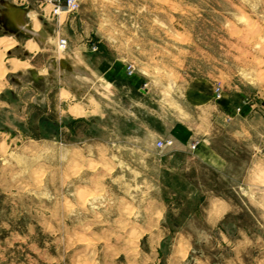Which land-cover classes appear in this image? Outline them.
Segmentation results:
<instances>
[{"label":"rangeland","instance_id":"1","mask_svg":"<svg viewBox=\"0 0 264 264\" xmlns=\"http://www.w3.org/2000/svg\"><path fill=\"white\" fill-rule=\"evenodd\" d=\"M41 1L22 0L43 35L37 100L27 120L22 103L0 112V264H194L193 246L264 264V0H80L59 17ZM104 61L204 143L160 155L116 114L60 123L58 73L67 104L98 108ZM206 147L216 162L193 158Z\"/></svg>","mask_w":264,"mask_h":264},{"label":"crops","instance_id":"2","mask_svg":"<svg viewBox=\"0 0 264 264\" xmlns=\"http://www.w3.org/2000/svg\"><path fill=\"white\" fill-rule=\"evenodd\" d=\"M5 4L21 8L24 11L22 23L25 22L32 28L31 23L25 21L27 12L22 0H0V30L4 31L0 34V112L4 109H12L13 102L22 103L23 107L21 109L24 110V116L27 120L38 96L37 88L40 86L37 83L43 78L39 71L43 65L45 55L37 51L39 49V41L32 38L31 35H25L26 33L24 32L16 31L14 33L11 31L10 25H7L6 20H3L2 17ZM36 47L38 49L34 50ZM63 62L66 65L64 67L60 65V61H51L52 68L55 69L58 66L59 69L69 70L75 66L74 61H71V63L68 61ZM53 69L48 70V73H53ZM31 72L36 73L37 81L32 80ZM96 73L109 89L106 101L101 100V105L98 104V108L92 106L91 103L88 105L86 103L67 104V101L71 100L69 98H73L74 91L68 88L67 85V87L65 86L64 81L66 80L63 81L64 78H62L64 75L58 73L59 85L64 84L56 92L58 105L55 110L58 112V121L60 123L85 118L86 114L92 116L90 114L95 111L97 116L108 117L110 114H116L123 119L124 138L127 135L131 138L133 131L129 127L134 126L138 128V131L144 133L152 144L159 140L171 139L173 141L172 149H158L157 151L160 155L164 152L171 154V156L177 153H186L195 142L197 143L196 146H200V142L204 143V140H195L194 131L187 120L178 119L171 122L170 110H163L161 107L154 109L152 107L150 91L143 86L144 82L140 76L133 75L132 72L126 73L123 66H118L115 62L108 61L96 64ZM55 76V74L48 75V82L52 81ZM45 91L49 93L48 90ZM65 93L68 94V99L62 97V94ZM1 127L2 119L0 115V145L3 142ZM194 153L193 158H197L201 162L206 164H212L211 162L213 161L216 162L212 151L207 149V147ZM227 222L231 221L227 219ZM197 233L202 234V232L198 231ZM193 247L197 252L194 264H257L256 260L260 257L259 252L253 249V251H249L250 258L247 255H241L240 259H238L231 252L226 257L219 258L215 262L212 258L204 257L195 246ZM225 250L228 251L229 249L225 248ZM219 253H216L215 256L219 255ZM176 260L177 262L172 264H186L181 257Z\"/></svg>","mask_w":264,"mask_h":264},{"label":"built area","instance_id":"3","mask_svg":"<svg viewBox=\"0 0 264 264\" xmlns=\"http://www.w3.org/2000/svg\"><path fill=\"white\" fill-rule=\"evenodd\" d=\"M42 4L49 5L51 7L50 16L59 17L61 13L75 14L79 10L80 0H42ZM58 46L60 49L65 50L67 42L65 39L58 40ZM216 97L219 98L218 88L216 90ZM173 141L171 139L159 140L155 143L157 149H163L165 147H171Z\"/></svg>","mask_w":264,"mask_h":264},{"label":"water","instance_id":"4","mask_svg":"<svg viewBox=\"0 0 264 264\" xmlns=\"http://www.w3.org/2000/svg\"><path fill=\"white\" fill-rule=\"evenodd\" d=\"M4 8L5 9L2 11L3 20H6V24L10 25L9 27H11L12 32L15 33L16 31H19L20 33H22V31L19 29V20L22 21L24 11L21 8L12 6L10 4H5ZM25 35H30V34H25ZM60 65L62 67L66 66L63 61H60ZM31 77L33 81H37L35 72H31Z\"/></svg>","mask_w":264,"mask_h":264},{"label":"bare ground","instance_id":"5","mask_svg":"<svg viewBox=\"0 0 264 264\" xmlns=\"http://www.w3.org/2000/svg\"><path fill=\"white\" fill-rule=\"evenodd\" d=\"M23 21V20H22ZM22 21L21 20H19V29L22 31V32H24V33H26V34H30L31 36H32V38H35L37 41H39V35H41V34H39L36 30H35V28L33 29V27L31 28V27H29V25H25V24H23L22 23ZM34 25V24H33ZM41 36H43V35H41ZM35 40V41H36ZM41 40H43V39H41ZM40 42V41H39ZM30 43V45H31V41L29 42ZM33 43V42H32ZM37 44V43H36ZM34 45V44H33ZM35 50V49H34ZM76 254V253H75ZM77 254H78V252H77ZM74 256H77V255H74Z\"/></svg>","mask_w":264,"mask_h":264}]
</instances>
